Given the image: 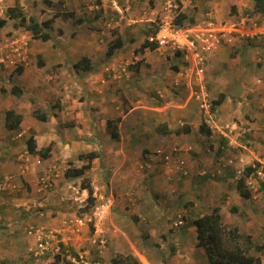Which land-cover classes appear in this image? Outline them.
<instances>
[{"label": "rangeland", "instance_id": "374dc122", "mask_svg": "<svg viewBox=\"0 0 264 264\" xmlns=\"http://www.w3.org/2000/svg\"><path fill=\"white\" fill-rule=\"evenodd\" d=\"M33 1L34 0H27V6H24L26 8L23 7L27 16L35 14L38 15L37 17L39 20H46L48 16L54 14V7H50L44 3V7L42 8H45L46 11L41 9L40 12L37 3L32 5ZM136 1L137 0H135V3H137ZM140 1L146 2L141 6V2L135 5L132 0H109V3L114 5L113 2H115L121 7L124 15L121 19H119L120 14L116 11L115 7L114 9L109 8L107 12L101 13L100 9L94 8L92 9V13L94 14L95 11L98 13V15L94 17L87 16V10L85 9L82 13L85 15L77 14L87 19V21L83 23L84 25L80 31L83 34L90 29L102 30L105 28L113 33L116 38V36L119 35L120 27L126 23V20L138 19L134 16L135 12H133L135 6L139 8L143 14L154 11L153 19H149V21L142 19V24L140 25L142 36L133 35V31H129L130 26L128 23H126V27L124 28L126 40L130 41L129 44L131 43L132 47L137 46V53L139 54L140 51L138 50L147 40L148 36L155 33L154 30L160 28L158 24L164 21L174 23V16L177 15L179 11L183 10L182 8H184L186 14L193 18V21L187 19L184 24L194 27L197 25L209 26V24H212V27L216 28L217 25H231V23H238L239 26L241 19L246 18L247 26L252 25L254 22L258 24L264 23V13L256 11L254 5L253 9L252 6L251 8L246 6L243 8L244 11H242V13H237L236 5L230 4V6L222 8V10L218 9L217 13L219 16H215V8H212L211 4L213 0H183V7L181 3L178 9H173L172 16L167 17L166 11L168 10L166 6L168 0ZM217 1L219 2L220 0ZM12 2L13 0H10V3ZM176 2L179 4L180 0H176ZM94 3L96 4L98 2L94 1ZM8 5V0H0V17L5 14ZM218 8H221V6L219 5ZM162 10L164 11L163 15L161 13ZM3 11L4 13H2ZM66 21L67 22H64L63 19L55 20L52 30L55 34L54 38L44 44H41L43 42L42 40H34L31 33L27 32L24 27L15 28L12 21L9 22V27L5 30L6 34L4 37H0V47H3L6 53H10L9 58L6 57V62H2V65H0V174H13L18 183V187L20 183L22 184V187L17 192L16 190L10 191V187L0 192V264H52V262L56 261L57 256L47 255L36 258L33 255L32 249L35 248V239L28 233L29 227L43 225L48 228L60 229L63 226L64 220L73 219L76 216L82 215L84 212L90 211L98 202L105 203L109 206L106 214L107 217L98 230V234L106 239L104 247H100L93 243L92 239L95 233L93 226H89V229H85L80 236L73 235L69 232L65 234V236L63 235L64 238L67 239V245H65L64 250H69V252L75 256L84 254L89 264H111V258L116 253H131L144 264H210L209 257L205 250L197 246V231L193 222L197 217L210 213L214 207L223 208L222 212L220 210V213L222 214L224 223L228 227H237L239 229L242 235L240 240L241 245H248V233L251 232V234L255 236V239L252 236V240L256 244L248 250V254L261 258V255H264V248H256V245L264 244V224H259L260 222L264 223V177L259 179L256 176H259V170H262L264 173V149L262 150V148H260L261 143H259L261 138L255 139L253 137L254 139H248L246 137H239L241 139L235 140V142L229 145V147H231L230 150L235 154H240L239 151L244 152L242 156L236 154L237 157H231L229 155L230 151L227 150L229 154L225 157V161H223L220 159V154H216L215 161L220 166L219 171H222V173L218 175L224 176L226 170H228V174L225 178L228 180L227 184L229 189L227 193L221 197L215 196L214 192L205 194L204 187L202 188L200 184L207 181V179L204 178V180L199 183L200 172L204 169L205 163L201 166L200 163L193 158L194 152L197 153L198 151H195L194 148H188L189 145H186L187 140H182V142L179 141L175 144H173L174 142L172 141H170L171 143L164 144V142L161 143L160 140H156L155 142L153 140V134H156L157 131H163L159 126L163 124L162 121L164 118H166L165 120H168L169 123H172L171 125L176 123L179 129L187 123L184 118L175 115V111L178 110L176 106H179V104L182 105L186 98V92L188 91L184 79L180 78V74H178L182 66L181 58L178 55L171 54L170 51L164 48L152 50V53H148L147 57L140 56L137 58V53L134 54L133 51H125V54L120 56L119 52L122 48L117 49L113 56H107L106 52L109 43H105V51L98 49L100 50L99 54H97V52L93 53L95 66H92L89 71L83 69L77 70L72 64L73 62H78L77 60L82 58V53L73 52V48H77L78 45L75 42L77 36H72V31L75 28L78 30L80 25H75L71 18L66 19ZM61 27L65 30L63 33L58 32ZM229 36H232L233 39H224ZM15 37L25 39L26 41L29 40L27 49L28 54L25 61H23L25 64L27 61L30 62L32 44L37 50L43 46L55 52L56 57H53V65L47 64L40 66L38 63V68L42 71L44 80L49 78L50 74H48V71L50 69L55 70L56 68H60L61 64L55 63V61L59 59L61 62H68L70 66L68 70L73 69L72 72L74 75L70 74L72 77L79 75L81 78H85L87 75L92 74L95 76L96 73H98L101 75L99 80H111L112 82L110 83L113 85L117 83L116 86H118L119 81L123 82L124 79L126 80L124 82L129 83L130 86H134L133 82L137 83V88H132L133 95L130 93L120 94L122 87L117 91H115L116 89H110V93H113V96L119 97V100L123 101L122 107L126 109L122 112L120 118L115 117L113 119L114 124L119 127V136L123 132L124 134L129 133L131 135L130 144L126 142L125 145H123L124 153L121 151L119 136L118 138L111 137V140L109 139L110 141L105 140L104 144H113L112 146H115V149L113 151L111 150V153H108L107 156L104 147L100 146L98 153L103 158L95 161L92 160L90 167L91 173L77 178L65 176L67 168L76 167L78 164H82L81 166H83L88 162L87 160H83V163L82 160L79 161L78 151L76 150L72 151V155L61 156L59 154V158L51 162H44L42 160L41 163H37V160L31 157V159L25 161L27 163V168L25 166L22 168L21 163L23 160H21L20 157L17 158V156L19 154L28 153L24 148L27 138L31 135L34 136L36 133L40 135L39 139L42 144L46 143L48 138L54 136L55 133L52 130L55 122L52 121V117H54L53 115L56 109L55 106H50L52 101H47V99H45L46 102L43 104L34 102L33 100L35 104L33 115L41 122L39 123L40 127L32 128L39 131L34 132L31 129L29 132L25 133L16 131V134H10V129L7 128L4 120L5 112L10 108V104L13 102L10 100L12 96L10 95V86L18 84L16 80L19 78L18 75L22 74V72H15L16 66L22 61H16L15 59L17 57L11 55L10 41ZM224 38H220L217 48L212 51L213 53L224 44L228 45V47H232L238 42L237 40L250 41L256 39V37L253 39L242 38L237 36V33L234 32H232L231 35L227 33ZM135 40L136 43L134 42ZM64 47H70V52H66L63 49ZM55 48L58 50L55 51ZM147 51H150V49L147 48ZM118 55L120 57H118ZM209 55L210 53L207 57L206 81H208L207 71ZM4 56L6 55L4 54ZM47 56L46 54V57ZM39 58H42V55H39L38 59ZM14 60L17 62L16 65L13 63ZM33 62L34 69H37L35 61ZM177 65H179L178 68ZM141 66L146 69L144 74L138 73L139 67ZM151 67L155 70L153 73V69L150 70ZM159 69L162 75L158 74L157 77H154L155 75L153 74L156 73L157 70L159 71ZM222 71L224 72V70ZM64 72L66 73L69 71L66 70ZM166 73L167 76H165ZM142 80L150 82V85H140L141 83L139 82ZM158 80H166L172 87L160 83ZM130 86L127 88H130ZM164 86L167 87L168 90L167 88L164 89ZM54 89L56 90L55 92L58 93L59 90L57 91L56 88ZM158 90H160L162 96ZM210 93L211 100L217 98L211 90ZM30 94L31 93H27L25 97H30ZM84 96L85 95L82 96L83 98L81 97L84 99L81 103L78 93L79 107L77 111L81 112V114L77 118L81 125L87 124V120L89 116L91 117L90 114L92 113L90 111V104L86 103V97ZM30 99H32V97ZM15 100L18 101V99ZM19 100H24V98L21 97ZM192 101L197 103L194 99ZM161 105H165V108H168L166 112L165 110L157 112L158 110L154 109V107ZM129 108L135 110L126 115V111ZM37 109L47 114L48 122H46V120L42 121L37 117V113H35ZM91 109L97 110L96 107H91ZM216 112L217 110L213 111L212 119L214 123L216 122V124H218L215 115ZM166 114L169 115L165 117ZM263 116L260 117L262 121H264ZM101 118L103 119L102 116ZM64 119L66 122L63 124L72 122V125L76 124V118L69 119V117H64ZM120 119H122V121H120ZM58 120L59 119L56 118V121ZM193 120L194 117L192 116L191 121ZM100 121L101 120H99L98 123ZM202 122L207 124L203 116ZM214 123H212V127L216 129ZM65 126H69L67 127L69 131L73 130L72 127L70 128V125ZM40 128L42 129L40 130ZM193 129H195L194 126ZM171 130L174 131V128L172 127ZM147 132H150L151 138L150 135H148V137L151 141L144 143L142 140H148L146 136V134H148ZM10 135L14 136L15 139H11ZM157 135L159 134L157 133ZM7 141H10L11 148L9 147L6 150L2 145ZM83 143L84 142L79 141L78 148H80V146L82 148H80V151L86 150L89 147L87 144ZM257 144L260 145L258 150L260 151L259 157L255 161H253L255 158H251V161L247 160V155L251 154V156H254L252 151L257 149L255 147ZM143 146L148 148L146 152H143ZM175 147L180 148V151L174 150ZM1 148L4 151H2ZM116 148L117 150L119 149V152H116ZM16 150H18V152L13 155ZM218 151L219 150H216L217 153ZM56 152L60 153V150L57 149ZM182 152L186 153L188 159L184 158V155L181 154ZM116 155H119L121 160L126 159L123 166H121L123 167L121 174L119 172L112 173V170H118L120 168L118 161L116 162ZM166 155H170L171 160H173V158L176 160V162L168 168L165 164ZM109 158H111L112 162L115 164L111 165L110 168L112 169L107 171L110 174L108 176V174H105V169L107 168L106 159ZM258 162L261 163L257 166L258 170L251 173L246 179V186L251 190V196L245 198L234 195L233 192L237 189V180L243 175L245 166ZM212 167L213 166H211V168ZM21 169L24 170V173L21 172ZM45 170L47 172L50 170V173H54L55 185L39 198L33 197L31 194V196L27 195L29 193H24L23 191L27 188L31 175L38 180L41 175L46 173ZM185 170H187L186 173H184ZM85 184H91L93 187V203L87 200L89 195L88 191L85 195L82 193V188ZM75 196H83L86 199H75ZM62 197L65 199H62ZM41 201L43 202V206L41 207L43 215H41V212L38 210L39 208L34 205V203ZM28 206H30V209ZM181 218H183L184 223L178 224L177 222ZM69 236L70 238L68 239ZM61 255L57 264H74L66 258L64 252Z\"/></svg>", "mask_w": 264, "mask_h": 264}, {"label": "crops", "instance_id": "0c3cea01", "mask_svg": "<svg viewBox=\"0 0 264 264\" xmlns=\"http://www.w3.org/2000/svg\"><path fill=\"white\" fill-rule=\"evenodd\" d=\"M53 1L57 2L58 0H53ZM64 1H65L64 5L72 9H75L77 14L78 13L82 14L83 10L86 9L87 16L94 17L95 15H98L96 11L94 14L92 13L93 11L92 9L94 8L100 9V13H101V12H107L109 8L114 9L115 7L116 11H118V13L120 14L119 17L122 18L124 16L121 7L115 2H113L114 5L109 3V0H100L101 3L98 2L96 4L94 3V1L96 0H71V1L64 0ZM17 2H19V4L23 7L27 6L28 3L27 0H13L12 3H10V0H8V4H9L8 7L14 6ZM132 2L135 5H138L139 2L141 1L137 0L136 1L137 3H135V0H132ZM145 2L146 1H142L140 5L141 6L142 4L144 5ZM34 3H37L40 12L41 9L46 11L45 8H42L44 7V0H36V1L34 0L32 2V5ZM211 4H212V8H215V16H219V14L217 13L218 9L222 10V8L230 6V4L236 5L238 11L237 13H242V11H244L243 8H245L246 6L249 8H251L252 6L253 9V5H254L253 0H220L219 2L217 0H213ZM219 5L221 6V8H218ZM138 9L139 8L135 6L133 11L135 12L134 16L137 17L138 19L126 20V23H128V25L130 26L129 31H133L132 33L133 35L135 36L138 35L140 37L142 36V33L140 31L141 30L140 25L142 24V19L148 21L149 19H153L155 12L151 11L150 13L143 14L142 11ZM161 13L163 15L164 11L162 10ZM52 16L50 15L48 16V18H51ZM0 18H7L6 13ZM58 19H63V18L57 17L56 20ZM9 22L4 27H0V37H4V35L6 34L5 30L8 29ZM126 23L123 26H121L119 30V36H121L125 42L122 47V50H120L119 52L120 56L122 54H125V51L128 52L133 51L134 54L137 53V48H136L137 46L132 47L131 46L132 44L131 43L129 44L130 41H127L126 37L124 36V32H125L124 28L126 27ZM82 27L83 26L80 25L77 30V34H76L77 37L75 42L77 43L78 47L73 48V52L82 53V57L87 56L91 60L92 66H95L93 53L97 52V54H99L100 50L98 49H102L105 51L104 44L113 41L115 39V35L109 32L108 30H106L105 28H103L102 30L90 29L88 32L82 34V32L80 31L82 30ZM54 35L55 34H53V38ZM34 40H39V39H34ZM237 41L238 42H236L235 45H233L232 47L230 46L228 47V45L224 44L220 46L218 50L214 51V53L211 52L209 55L208 71H207V79H208L207 82L209 84V89L211 90V92L214 94L215 97H218L220 94L226 95L222 104L218 107L217 112L215 113L216 119L218 121V124H216V129L214 128L213 130L210 129L211 131L210 134L203 133L200 131V125L202 124V112L199 110L197 104L194 101H192L193 100L192 91L188 90L186 92L187 93L185 98L186 102L184 101L185 103L183 102L182 105L181 104H179V106L177 105L176 109L178 110L176 111L173 110V111H175V115L177 117L184 118L185 122H187L185 126H190V131L187 132L185 129H183L185 126L179 129L177 128L176 123L174 125H171L172 123H169L168 120H165L166 118H164V120L162 121L163 124L159 126L160 129H163V131L162 132L157 131L156 134H153L154 142L156 140H160V142L161 143L164 142V144L169 143L170 141L174 142L173 144H175L178 143L179 141L182 142V140H187L186 145H189L188 148L190 149L194 148L195 151H198L197 153L194 152L193 158L196 161H198L201 166H203V164L205 163L204 169L200 172L199 183L200 181L204 180V178L207 179V181L200 184V186H202V188L204 187L205 194H208L209 192H214L215 196H220V197L226 194L227 190L229 189L227 184L228 180L225 178V176L228 174L227 173L228 170H226V174L224 176L218 175L221 174L222 171H219L220 166L215 161L216 154L217 155L220 154L221 156L220 159H222L223 161H225V157L229 154L227 150L230 151L229 155L231 157L233 156L237 157V155L242 156L244 152L239 151L240 154L236 153L237 154L236 155L230 150L231 147H229V145L235 142V140L241 139L242 137H246L248 139L261 138L259 141V143H261V147L259 144H257L255 146L257 149L252 151L254 156H251V154L247 155L246 156L248 157L246 158L247 160L251 161L250 160L251 158L252 159L255 158L253 160L255 161L260 154V151H258L259 147L262 148V150L264 149V121L260 119V117L264 115L263 113L264 112V38H258V39L256 38L255 40H250V41H244V40L243 41L237 40ZM47 42L43 41L41 44ZM134 42L136 43V40ZM147 48L144 49V52L140 51L139 54L137 53L136 57L137 58L140 56L147 57L148 53L151 54L152 49L149 48L150 51H147ZM55 49H54L55 51L58 50L57 48ZM63 49L66 52L67 51L70 52L71 48L64 47ZM46 54L48 55L47 57ZM39 55H42V58L38 59ZM120 56L118 55V57ZM53 57H56L55 52L54 51L52 52V50L48 49V47L46 49V47L42 46L40 47V49L37 50L33 44L31 45L30 62L27 61V63L23 67L22 74L18 75L19 76L18 80L15 79L18 85H20L23 88L24 92L21 95L13 94L11 92V89L14 84L10 86V95H12L10 97V100L13 102L12 104H10L9 109L14 110L16 114H20L22 116V120L19 126L15 129H10V134H16V131L17 132L20 131V133L21 132L25 133V132H29L31 129L34 132L39 131L37 129L32 128V127H40L39 123L41 122L38 121V119L33 115V109L35 105L34 102L43 104L44 102H46L45 99H47V101L50 102L52 101L50 103V106H55L56 109L53 115L54 117H52L53 118L52 121L55 122L52 131L55 134L53 137L48 138L46 143L41 144L39 139L40 135L35 133L34 138L36 139L38 149H42L50 143L53 144L52 149L49 152V156L47 158H41L40 162L42 160L44 162H51L54 159L59 158L58 157L59 154L61 156L72 155L73 150L78 151L77 152L78 155H80L81 153L83 154L88 153L90 151L98 152L100 150V146L104 147L105 152L108 156V153H111V150L113 151L115 149V146H112L113 144L112 145L104 144L105 140H109V139L111 140L112 137L111 133L108 130V120H113L115 117L120 118L122 112L126 110L125 108L122 107L123 101L119 100V97L113 96V93H110L111 91L110 89L112 90L116 89L115 91H117L120 87H122V90H120L121 92L120 94L130 93L131 95H133L132 88H137L136 85L137 83L133 82L134 86H130L129 83L124 82L126 81L124 79L123 82L119 81L118 86H116L117 83L113 85L112 83H110L112 82L111 80L108 81H105L104 79L99 80V78H101V75L98 73H96L95 76L92 74H91L92 76L87 75L85 78H81V76L79 75H75V77H72L70 76V74L71 75L73 74L72 72L73 69L68 70V67H70L68 62L67 63L61 62L59 59H57L55 63L61 64L60 68H56L55 70L50 69L48 71V74H50L49 78L47 80H44L42 71L38 68V62H40L41 59L42 61H44V65L47 64L53 65V61H52ZM33 61H35L38 70L34 69ZM74 63L76 62H73L72 65H74ZM153 67L150 68V70L153 69L152 73L153 71H155ZM65 69L69 72L65 73L64 72L66 71ZM145 70H146L145 67L141 66L139 67L138 73L144 74ZM222 70H224V72ZM158 74L162 75L160 69L159 71L157 70V72L154 73L153 75H155L154 77H157ZM165 76H167V73L165 74ZM158 82L169 85V82L166 80L165 81L158 80ZM139 83H141L140 85H144V86L150 85V82L143 80L140 81ZM128 86H130V88H127ZM169 87L172 86L169 85ZM54 88H56L57 91L59 90L58 93L55 92L56 90ZM166 88L167 87L164 86V89ZM27 93H31L30 97H25ZM78 93H79V100H81V103L82 100H84L82 99L83 98L82 96L85 95L84 97H86V103L90 104V111L92 113L90 114L91 117L89 116L86 125H81L80 122H78L77 117H79L81 114V112L77 111L79 107ZM21 97L24 98V100H19V98ZM31 97L32 99H30ZM15 99H18V101H16ZM91 107H96L97 110L91 109ZM165 107H166L165 105H161L154 107V109L158 110L157 112H162L163 110H165L166 112V109L168 108ZM134 110H131L130 108L127 109L126 115H128L129 113H131V111ZM168 115L169 114H166L165 117ZM101 116L103 117V119L101 118ZM192 116L194 117L193 121H191ZM64 117H69V119L76 118L75 119L76 124L72 125L73 122L70 123L71 124L70 128L72 127L73 130L69 131L67 128L69 126H65V124H63L64 122H66ZM56 118H58L59 120L56 121ZM47 120L46 122H48ZM99 120L101 121L98 123ZM120 121H122V119H120ZM5 125H6V121H5ZM193 126L195 127V129H193ZM172 127L174 128V131L171 130ZM117 128H118L117 132L119 133V127ZM41 129L42 128H40V130ZM165 129L167 131H165ZM147 133L148 134H146V136L148 140H142V142L144 143H148L149 141H151L149 140L148 137V135H150V132ZM157 133L159 135H157ZM119 137H120L119 144L121 145L120 146L121 151L124 153L123 145H125L126 142L130 144L131 135L129 133L124 134L123 132ZM11 139H15V137L11 136ZM10 141L4 143L2 147L5 148L6 150L9 147L11 148ZM79 141L84 142L83 144H87V146L89 147L86 150L80 151L81 146L80 148H78ZM24 148L28 153L19 154L17 156V158L20 157V159L23 160L21 163L22 165H26L27 163L25 161L31 159V157L32 159H34L36 158V156H39L37 154L30 153L26 143ZM57 149L60 150V153L56 152ZM142 149L144 152L147 151L148 148H146V146H143ZM1 150L4 151L2 148ZM216 150H219L218 153L216 152ZM117 151L119 152V149L117 150L116 148V152ZM17 152L18 150H16V152H14L13 155L16 154ZM181 154L184 155L185 159H188L186 153L182 152ZM119 155H116V162L118 161L120 170L119 169L112 170L113 174L115 172H119L121 174V171L123 170V167L121 166H123V163L126 161V159L121 160ZM78 158L79 161L82 160V163L85 161V159H80L79 156ZM102 158L103 157L99 155L96 159H94V161ZM113 164L115 163L112 162L111 158L106 159L107 168L105 169L106 170L105 174H108V176L110 174L107 171L112 169L110 168V166ZM81 165L82 164H78L76 165V167H81ZM211 166L213 167L211 168ZM88 173H91V168L86 170L84 176L87 175ZM39 188L40 185L37 179L33 175H31V179L29 180L27 188L23 192L29 193L27 195L31 194L33 195V197L39 198L42 195V192L39 190ZM82 193L83 195H85L87 193V190H84ZM238 193L239 192L237 189L235 192H233L234 195H238V197H242ZM220 210L222 212L223 208ZM259 224H264V223L260 222ZM248 235L253 236L251 232L248 233ZM254 237L255 236H253V238ZM253 264H257V263H253ZM260 264H264V255H261Z\"/></svg>", "mask_w": 264, "mask_h": 264}, {"label": "trees", "instance_id": "16d2710c", "mask_svg": "<svg viewBox=\"0 0 264 264\" xmlns=\"http://www.w3.org/2000/svg\"><path fill=\"white\" fill-rule=\"evenodd\" d=\"M97 2L101 3L100 0H96ZM44 3L50 7H54L55 11L51 18L46 20H39L37 17L38 15H26V12L23 9V6L17 2L14 6H10L6 8L5 13L7 18H0V27H4L7 23L12 21L15 28L24 27L27 31H30L32 37L34 39H39L44 42H47L53 38V24L57 17H62L64 22H67L66 19H73L75 25H84L83 23L87 21L84 16H78L75 9H72L65 4L64 0H58L54 2L53 0H44ZM254 9L260 13H264V0H254ZM85 15V14H82ZM189 19L193 21V18L190 17L185 12H182L177 15L175 18V22L179 26H183L184 22ZM154 30V32H156ZM77 28L72 31V36L76 35ZM58 32L63 33L64 29L61 27ZM124 40L121 36L117 35L116 38L111 41L107 48V56H113L117 49H120L124 45ZM156 49L157 42L156 41H149L147 39L141 46L138 51H143L145 48ZM40 66L44 65V61L40 59L38 62ZM74 67L77 70H86L89 71L92 68V62L87 57H82L78 62L74 63ZM179 65H177V68ZM23 71V67H17L15 72L21 73ZM11 92L16 95H21L24 90L23 88L18 85L14 84L12 86ZM225 94H220L217 98L212 100V111H216L217 108L222 104L223 100L225 99ZM59 105V104H58ZM39 111V112H38ZM37 113V117L45 121L47 120V114L44 112H40L39 109L35 112ZM22 120V116L20 114H16L14 110L9 109L6 111V126L9 129H15L19 126ZM65 125H71L70 123H66ZM187 132L190 131V126H185ZM108 130L111 133V136L114 138H118L119 133L117 132V125L114 124L113 120H108ZM165 131H167L165 129ZM200 131L203 133L210 134V128L205 123L202 122L200 125ZM27 147L28 150L33 154H39L44 158L49 156V152L52 149V143L48 144L42 149L37 148V142L34 136H30L27 139ZM224 143V142H223ZM222 145V143H221ZM146 152V151H144ZM99 156L97 151H90L88 153H81L79 155L80 159H85L88 162L81 167H69L65 171V175L71 178L82 177L86 170L91 167V161L96 159ZM257 165L250 164L245 166L243 175L237 180V190L242 197L249 198L251 196V190L246 186V179L250 176V174L255 171ZM83 188L88 189L89 197L88 201L90 203L94 202L93 197V187L91 184L83 185ZM193 225L196 227L197 231V246L202 247L206 254L209 257L210 264H253L257 263L260 264V258L254 255H249L248 250L253 247L255 242L252 240L251 235H247V246H243L240 243L242 238L241 233L237 227H228L224 221L222 214L220 213L219 207H214L210 213L203 214L202 216L197 217ZM257 249L264 248V244L256 245ZM60 255H57L56 261L52 262V264H57L59 261ZM111 264H144L139 258L134 256L131 253L124 254V253H116L111 258Z\"/></svg>", "mask_w": 264, "mask_h": 264}, {"label": "built area", "instance_id": "2783aa9c", "mask_svg": "<svg viewBox=\"0 0 264 264\" xmlns=\"http://www.w3.org/2000/svg\"><path fill=\"white\" fill-rule=\"evenodd\" d=\"M174 6L173 1H169L168 7ZM249 19V18H248ZM240 22V21H239ZM247 18L241 19L239 23H231V25H218L216 28L209 26H185L178 27L173 25L169 21H164L159 24L160 29L158 32L148 36L149 41H156L159 49L164 48L170 50L173 54H178L182 61L181 70L178 72L179 77L184 79V83L187 85V89L192 91V98L196 100L197 105L207 115V122L213 126V113L211 111L212 100L211 93L206 81V68L208 54L215 50L220 42V38L226 37L227 33L231 35L232 32L237 33V36L242 38H262L264 36V23L258 24L254 22L252 25L247 26ZM232 40L233 37L228 38ZM29 46V40L26 41L22 38H12L10 41L11 55L17 57L16 61H25L27 57V49ZM0 63L6 62V57L9 58L10 53H6L3 47H0ZM4 54L6 56H4ZM13 61L16 65L17 62ZM158 92L161 94L160 90ZM216 122L214 123V127ZM179 149L176 148V151ZM178 159V158H177ZM39 161V160H38ZM166 167L172 166L176 162L175 158L171 160L170 155L165 156ZM187 170L184 171L186 173ZM259 174L264 177L262 170H259ZM41 189L47 190L53 186V178L50 172L45 173L40 178ZM8 185V186H7ZM10 187V191L18 189V185L13 180L11 175H4L0 178V191L6 190ZM78 192V191H77ZM79 193V192H78ZM75 199L84 198L75 196ZM62 199H65L62 197ZM37 206L41 215L43 211L41 207L43 202L34 203ZM30 209V206H28ZM109 206L105 203L98 202L91 208L90 211L84 212L80 216H76L70 220H64L63 226L60 229L48 228L46 226H30L28 233L35 239V248L32 249L33 255L36 258L44 257L47 255H61L64 254L68 259L76 264H88V261L84 257V254H79V257L74 256L69 250H64L67 245V239L64 238L65 234L72 233L73 235L80 236L85 229H89V226L94 227L93 243L100 247H104L106 239L98 234L100 225L107 217V211ZM178 224H183L184 220L181 218ZM64 235V236H63ZM70 236L68 237V239Z\"/></svg>", "mask_w": 264, "mask_h": 264}, {"label": "clouds", "instance_id": "9594fccd", "mask_svg": "<svg viewBox=\"0 0 264 264\" xmlns=\"http://www.w3.org/2000/svg\"><path fill=\"white\" fill-rule=\"evenodd\" d=\"M169 1H173V3H174V6L172 7V8H169L168 7V3H169ZM181 3H182V7H183V0H180V3L179 4H177V2H176V0H168L167 1V6H166V8H167V10L168 11H166V13H167V17H171L172 16V14H173V9L175 8V9H178L179 8V6L181 5ZM183 10H181V11H179L178 12V14H180V13H182V12H184V8H182ZM4 12V11H3ZM177 14V15H178ZM177 15H175L174 16V23H172L173 25H175V26H178V27H185V26H187V27H189L190 25H183V26H179L176 22H175V18L177 17ZM119 19H121V18H119ZM172 20V21H173ZM120 22V21H119ZM159 25V24H158ZM159 27H160V25H159ZM160 29V28H159ZM158 29V30H159ZM158 30L156 31V32H158ZM27 32H30V31H27ZM155 32V33H156ZM31 33V32H30ZM32 35V34H31ZM257 38V37H256ZM262 38H264V37H262ZM148 39V38H147ZM251 39H253V38H251ZM156 49H158V50H160L159 48H158V46L156 47ZM167 51H170V50H167ZM171 52V51H170ZM171 54H173L172 52H171ZM173 55H178V54H173ZM179 56V55H178ZM25 63L22 61L21 63H19L16 67H20V66H22V67H24L25 65H24ZM0 65H2V63H0ZM208 88H209V86H208ZM210 91V90H209ZM197 104V103H196ZM198 106V105H197ZM198 108H199V106H198ZM200 109V108H199ZM200 111L202 112V116H203V118H204V120L206 121L207 120V115H206V113L203 111V110H201L200 109ZM211 111H212V109H211ZM204 113V114H203ZM212 113H213V111H212ZM5 121H6V114H5ZM207 122V121H206ZM207 125L209 126V128L210 129H212L213 130V127L210 125V123H208L207 122ZM9 129V128H8ZM32 136V135H31ZM29 138V137H28ZM27 138V139H28ZM27 141V140H26ZM26 144H27V142H26ZM179 150L178 151H180V148H178ZM174 150H176V147L174 148ZM30 152V151H29ZM31 153V152H30ZM33 154V153H32ZM37 155H39V154H37ZM41 158H44V157H42L41 155H39V156H36V162L37 163H41L40 162V159ZM39 160V161H38ZM259 163V165L261 164L260 162H258ZM27 165V164H26ZM26 165H22V168L25 166L26 168H27V166ZM253 165H256V164H253ZM259 165H257V166H259ZM22 171V173H24V170L23 169H21ZM258 170V168L256 167V169H255V171H257ZM46 171V170H45ZM48 172H51L50 170L48 171ZM254 172V171H253ZM252 172V173H253ZM46 173H47V171H46ZM259 173V172H258ZM4 175H11L12 177H13V180L15 181V183L18 185V183L16 182V180H15V177H14V175L13 174H0V178L1 177H3ZM43 175H45V174H43ZM43 175H41L39 178H38V183H39V185H40V188H39V190L42 192V194H44V193H46L49 189H51L54 185H55V178L53 177V175H54V173H51V175H52V178H53V186L52 187H50L49 189H47V190H44V189H41V183H40V178L43 176ZM251 175V174H250ZM66 176V175H65ZM84 176V175H83ZM82 176V177H83ZM259 179H261V178H263V176L261 175V174H259V176L258 175H256ZM67 177V176H66ZM70 178V177H69ZM248 178V177H247ZM22 187V184L20 183V185H19V187H18V189L16 190V192L17 191H19L20 190V188ZM84 190H87L88 191V189H86V188H82V191H84ZM27 191V190H26ZM0 192H2V191H0ZM88 194H89V191H88ZM88 197H89V195H88ZM87 200H88V198H87ZM57 256V255H56ZM60 256H62V255H60ZM75 256V255H74ZM76 257H79V254L76 256ZM85 258H86V256H84ZM66 258H67V256H66ZM68 259V258H67ZM69 261H71L70 259H68ZM86 260H87V258H86ZM88 261V260H87ZM71 262H73V261H71ZM74 264H76L75 262H73ZM88 264H89V261H88Z\"/></svg>", "mask_w": 264, "mask_h": 264}]
</instances>
